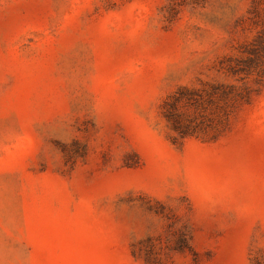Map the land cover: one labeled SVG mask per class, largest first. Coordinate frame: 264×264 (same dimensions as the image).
<instances>
[{
    "label": "rangeland",
    "instance_id": "rangeland-1",
    "mask_svg": "<svg viewBox=\"0 0 264 264\" xmlns=\"http://www.w3.org/2000/svg\"><path fill=\"white\" fill-rule=\"evenodd\" d=\"M0 264H264V0H0Z\"/></svg>",
    "mask_w": 264,
    "mask_h": 264
}]
</instances>
